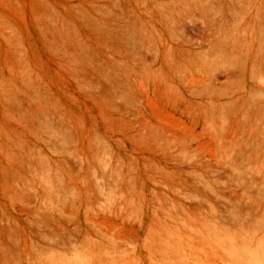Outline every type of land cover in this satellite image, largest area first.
Wrapping results in <instances>:
<instances>
[{"label":"rangeland","instance_id":"rangeland-1","mask_svg":"<svg viewBox=\"0 0 264 264\" xmlns=\"http://www.w3.org/2000/svg\"><path fill=\"white\" fill-rule=\"evenodd\" d=\"M0 264H264V0H0Z\"/></svg>","mask_w":264,"mask_h":264},{"label":"bare ground","instance_id":"bare-ground-1","mask_svg":"<svg viewBox=\"0 0 264 264\" xmlns=\"http://www.w3.org/2000/svg\"><path fill=\"white\" fill-rule=\"evenodd\" d=\"M193 79V78H192ZM190 82H191V80H190ZM263 88V87H262ZM227 138V137H226Z\"/></svg>","mask_w":264,"mask_h":264}]
</instances>
